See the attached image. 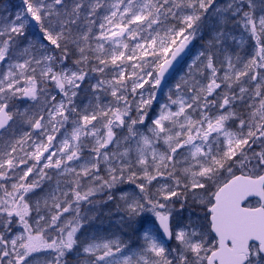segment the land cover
Wrapping results in <instances>:
<instances>
[{"label": "snow or ice", "instance_id": "obj_1", "mask_svg": "<svg viewBox=\"0 0 264 264\" xmlns=\"http://www.w3.org/2000/svg\"><path fill=\"white\" fill-rule=\"evenodd\" d=\"M22 4L23 9L15 13L13 20L0 26V37H6L0 40V62L13 58L18 38L27 39L29 24L38 27L43 39L60 50V56L43 55L42 59H37L30 56V47H35L30 45L21 53L30 58L23 63L10 64L9 71L0 79V130H11L9 121H14V114L8 111V101L19 92L37 102L40 112H17L15 115L47 137V142L42 140L34 144L31 153L24 151L23 156L14 155L17 146L22 145L25 139H31L30 134L25 133L20 140L8 145L10 151L0 155V179L7 177L9 170L26 166L19 182L12 184V191L5 190L6 199H0V213H5L7 217L0 221V225L11 231V218L16 216L23 227V231L12 238L0 232V264H33L41 260L40 254H43L42 264H72L69 256L75 258V264H264V73L253 74L255 69L264 70V0H227L225 3L220 0H117L112 5L115 10L105 16L106 23L99 26L101 32L95 48L88 43V33L73 35V26L77 25L86 6L83 0H50L49 3L22 0ZM97 7L99 4L93 5L91 13ZM170 16L180 21L178 30L169 28L165 37H160L159 32L155 36L149 33L148 37H140L144 43H137L131 48L130 55L119 47L111 50L110 57L107 55L105 42L111 41L128 50L129 44L124 43L122 37L127 34L136 40L145 26L152 29L153 25L162 24ZM87 23L91 25L93 22L89 20ZM241 23L256 40L257 51L244 64V70L236 71L228 42L230 39L235 41L230 26ZM202 28L209 30L210 38L197 60L210 70L209 83L193 86L191 102L170 96L171 104L178 105V110L172 112L166 110L169 105H163L150 125H146V121L156 99L155 92L147 98L140 93L136 117L132 118L127 96L124 95L130 79L122 68L125 61H131L137 55L141 60L147 56L162 60V63H156L155 74L147 73L155 89L161 85L173 60ZM88 32H91V27ZM174 37H182L178 46ZM70 44L76 45L80 55L74 62L77 69L55 71L53 64L57 59L60 63L69 59ZM89 52L93 56H89ZM92 58L99 65L91 69L93 72L103 73L109 61L121 69L112 81L98 80L90 85L95 94L108 84L117 106L105 109L97 103L91 112L88 107L78 111L74 98L87 80L89 73L85 69ZM236 60H240L239 55H236ZM42 61L46 63L39 75L55 84L62 94L59 101L55 96L44 97L41 101L36 68L31 65L40 66ZM225 62L233 74L225 72L222 78L218 77L217 63L223 66ZM132 67L142 69L143 64H133ZM13 69H18L21 75L31 69L33 75L27 77L29 87H14L18 80ZM245 76L256 81L254 97L259 98L258 106L247 105L250 109L247 116L236 110V104L246 103L249 89L240 87L239 93L232 90V83H238ZM146 83L149 80L133 72L131 92L136 94L137 89H143ZM222 84L227 91L219 93L216 90L221 89ZM180 87L177 84V88ZM96 99L98 101L99 97ZM121 102L123 107L119 106ZM187 109L199 110V119H193ZM213 109L223 111H219L218 115H209ZM44 111L47 112V120L41 114ZM180 117L185 121L180 124L182 131L171 134L169 123L177 124ZM98 118L104 121L106 131L103 135L98 134L99 129L93 124ZM230 121L236 125L235 130L229 126ZM69 122L71 131L63 133V139L55 144L57 134ZM138 125H146L151 135L140 133ZM118 128H126L127 135L118 137L115 131ZM89 137L94 141L91 144L87 143ZM132 140L136 141L134 159L131 155ZM161 140L167 145L163 153L154 147V143ZM109 145L114 147L109 148ZM53 148L55 151H52ZM184 148H188L192 163L177 169L175 156L178 150ZM85 149L88 150L87 158L83 156ZM149 151L151 160L148 158ZM45 153L48 155L45 156ZM42 157L45 162L39 169L40 181L53 179L45 169H55L57 177L50 197L52 207L58 211L51 215L50 220L39 215V200L34 209L25 200V195L39 186L40 181H25ZM30 159L37 163L27 166ZM237 172L240 174L237 175ZM164 175L171 178L173 184H165L151 193L149 187L152 181ZM61 176H71V180L64 181L68 185L67 191L60 188ZM85 180L87 186L83 183ZM126 183L135 185L139 194L120 190L117 196V190ZM57 192L60 196L56 195ZM97 194L104 197L103 204L112 201L117 210L124 213L120 217L121 226L130 229L134 235H142L143 244L139 252L132 251L129 244L120 240L96 242L95 237H77V232L84 227L81 221L91 219L81 215L80 205L82 202L95 204L96 201L91 198ZM250 197L257 198L258 206L246 204ZM44 203L47 206V200ZM176 204H179V212L186 207L190 209L189 220L186 224L173 227L171 219L177 211ZM196 206L200 209L199 213ZM33 210L38 217L35 227L28 219ZM70 210L75 213L72 226H58L61 215ZM146 214H151L158 224L154 223L152 227L142 224ZM41 221L45 222L44 225ZM47 228L57 231V235L54 238L49 236ZM168 241H175V247H168Z\"/></svg>", "mask_w": 264, "mask_h": 264}, {"label": "rangeland", "instance_id": "obj_2", "mask_svg": "<svg viewBox=\"0 0 264 264\" xmlns=\"http://www.w3.org/2000/svg\"><path fill=\"white\" fill-rule=\"evenodd\" d=\"M45 3H49L50 0H44ZM71 2V0H70ZM221 3L227 2V0H220ZM86 8L89 9V5L84 3ZM19 0H0V26H3L5 23L13 20L15 18V13L18 11H21L23 8L20 6ZM83 13V10L81 14ZM238 19V18H237ZM82 22V21H80ZM231 28V35L235 37V41L229 40V54L233 57V62L235 63V70L236 71H242L244 70V64L247 63L256 53V40L250 36V34L243 28L242 23L241 24H232L230 26ZM26 35L27 39L18 38L17 40V47L14 48L15 55L12 59L6 60L4 62H0V79H3L4 76L9 71V65L15 64V63H23L24 60L29 59L30 56H35L37 59H42L43 55H51L55 57H59L60 55L56 53L55 46L51 45L50 42L43 39V34L37 30H33L30 28V26L26 29ZM181 41L182 37H178ZM210 38L209 30L207 28H202L200 32L197 33V36L195 39L190 40V42L187 43V47L190 52V56L188 57L187 61L184 63V65L180 68L179 71L176 72L174 77L171 79V81L165 86L163 93L159 99V101L149 109V119L146 121V125L151 124V120L155 119L161 110V107L163 105H169V108L166 110H170L172 112H175L178 110V105L171 104V101L169 100V97L171 96L172 99H178L183 98L185 102H191L190 97L193 95V92L191 89L193 86H206L209 83L208 77H210L211 73L206 71V69L203 67V71H205L207 74L203 76V83L197 84L196 81H199L201 78V68H197V72L194 74L192 73L189 75V71H191V67L194 64L195 60L197 61V56L201 51L204 50L205 45ZM6 39V37H0V40ZM264 39V38H262ZM179 41V43H180ZM178 43V44H179ZM177 44V45H178ZM30 45H34L35 47H30V56L21 55L23 52V49L25 47H29ZM43 45V47H41ZM76 47L75 44H70L69 48ZM77 50V49H76ZM236 55H239L240 60H236ZM46 63V61H42V64L40 66H37L35 64H32V68H36L35 77L37 80V87L40 91L41 95V101H43L44 97H52L55 96L56 100L59 101L62 98V94L59 92V90L56 88L55 84L51 82L50 80H46L40 77V69L43 67V64ZM55 71H61L62 69H66L68 71H74L76 70L73 68L71 64H69V60H65L63 63H60L59 60L53 64ZM217 67L219 69L217 75L218 77H223L225 72H228L230 75L233 74V70L227 68L226 62L223 66H221L219 63H217ZM14 72H16L15 79L18 80V83L14 85L15 88H27L29 87V84L27 83V77L33 75L31 69H28L24 72L23 75L20 74V71L18 69H13ZM144 72L140 71L139 75L143 76L146 80H149V83H146L144 85L143 89H137V93L133 94L131 92V86L129 88V85L131 84V77L127 81L128 88L130 91V98L134 102L133 105H129L131 108L130 115L132 118L136 117V104L140 100V93H143L145 98L148 97V95L151 92H155V89L152 88V81L151 78L147 76L146 68L143 70ZM255 72H261L264 73V70L261 69H255L253 74ZM138 73V72H137ZM187 77L190 78V80H187ZM98 80H104L109 81L103 76H101L99 73L90 72L85 84L82 85L81 89L78 90L77 97L74 98L75 105L78 109V111H82L84 108L88 107L89 112L92 111L93 108L96 107L97 103H99L102 107L107 109V107H116L117 104L115 102V99L111 96V90L109 88L108 84L104 85V89L99 90L95 93L93 97V92L90 88V85L97 83ZM217 82L219 83L220 80L218 79ZM7 82H5L6 85ZM177 84H180L181 87L178 89ZM255 84L256 81H251L249 77H241L240 81L233 82L232 83V90L236 93H239L240 87H245L249 89V93L245 96L246 103L244 105H240L239 102L236 104V110L243 112L245 116H247L250 109L247 107L249 103L255 104L256 106L259 105V98L254 97V91H255ZM219 93H223L224 91H227V89L222 84L221 89L216 90ZM129 95V93H128ZM99 97V100L97 101L96 97ZM249 97H252L251 99ZM15 100V101H14ZM11 101V103H10ZM10 103V111H12L14 114L19 112H40V107L37 105V102L30 100L27 97H23L21 93L17 92L14 97H12L9 101ZM120 107H123V102L119 105ZM193 119H199V110L193 111L192 109L186 110ZM223 111V110H219ZM219 111L216 109H213L209 115H218ZM41 114L45 116V120H47V112L44 111ZM104 121L102 119H99L97 121H93V124L96 125V127L99 129L100 135H103L106 131L103 128ZM181 123H185L184 118L180 117L179 122L175 125H172L169 123V127L172 130L171 134H175L176 132H181L182 129L180 127ZM146 125H138V131L142 133L143 135H151V133L148 131V128ZM229 126L232 128V130L236 129V125L232 124V122H229ZM24 128L26 131H24ZM72 128L71 123L65 125L64 128L61 129V132L57 134L55 144H59V141L63 139V133L70 132ZM117 132L118 137H123L127 135V129H115ZM25 133H29L31 136V139H25V142L22 145L17 146V152L14 153V155L17 156H23L24 151H27L31 153L34 151V144L39 143L40 141L47 142V137L45 135H41V130H37L32 128L29 124H27L25 121L21 119L19 115L15 116L14 124L11 127L10 131H7L6 133L0 135V150L4 146H8L12 143H15L17 140H20L21 137L24 136ZM17 135V137H16ZM4 139V143H3ZM221 139H223L221 137ZM2 140V141H1ZM93 138L89 137L87 140V143L91 144L93 143ZM131 145L133 148L132 152V158L134 159L136 156V141L132 140ZM114 147L113 145H109V148ZM154 147L158 152H165L167 150V145L163 143V141H156L154 143ZM21 148L23 151H21ZM52 151H55V148L52 149ZM121 151H123V147L121 148ZM48 154L45 153V156ZM84 158H87L88 156V150L85 149L83 153ZM148 158L151 160V152L148 153ZM175 160L178 161L177 168L181 169L183 167H186L188 163H192L191 157L189 155L188 148H184L181 150H178V155L175 156ZM44 158H41V162L37 163L34 160H29L27 166H31L34 163H37V167L33 170L32 173L29 174V176L26 178L27 183H31L32 181H40V174L39 169L43 168ZM83 162V161H81ZM75 166V165H73ZM171 170V166L169 167ZM22 170H26L25 165H20L18 168L13 170L15 171V174L17 175L14 181H11L8 184H3V188H0V199H6L4 197L5 190L12 191V184L19 182V176L22 174ZM45 172H47L48 176H52V180H48L45 178L44 180L40 181L39 186L32 189L30 192H28L25 195V200L29 203L30 208L34 209L36 202L40 201V213L39 215H42L45 217L46 220H50L51 215L55 214L58 210L54 207H52V199L50 197V193L53 192V190L56 187V170L55 169H45ZM240 174L239 172H237ZM103 174V173H102ZM227 174H225L226 176ZM10 176V177H11ZM163 176H158L156 180L152 181L149 190L151 193H155L157 189L161 188L163 185L167 184L170 185L169 180H162ZM224 177H221L223 179ZM61 185L60 188L62 190L67 191L68 185L64 183L65 180H71V176H61ZM139 182V181H138ZM87 186V180L83 182ZM86 190V188L84 189ZM120 190L128 192L129 194L137 193L139 194V189L135 187V185L131 184H124L120 186V189L117 190L116 195L119 196ZM214 190V189H213ZM57 196H60V193H56ZM61 200H63V197H60ZM93 201H96L95 204H89L87 202H82L80 205V212L82 216L90 217L91 219H88L87 221H81V223L84 224V227L80 229L79 232H77V237L80 239L84 238H93L95 237L96 242H108V241H115L120 240L124 243L129 244V246L132 248V251L139 252L140 246L143 244L142 235L136 234L134 235L132 231L126 227L121 226L120 224V217L124 215L122 211H118L116 208V204L112 201H109L106 205L102 203L104 197L101 194H97V196L91 198ZM47 200V206H45L44 201ZM250 206H257V201H253L249 204ZM75 217V213L73 211H69L66 213H63L60 217V220L57 222L58 226L70 228L72 226V221ZM151 214H146L142 220L141 223L146 225L147 227L150 226V221L152 219ZM37 213L35 210L31 211L29 219V223L35 227V220L37 219ZM7 218H0V221H4ZM195 219V217H193ZM11 220L13 223L11 224V231H6L2 225H0V232H3L5 235H7L9 238L14 237L15 235L20 234L23 231V227L19 222L18 217H12ZM189 216L183 218L178 217V215L174 218L175 227L179 225H183L188 223ZM44 221H41V224L44 225ZM48 235L51 237H55L57 235V231L47 228ZM140 235V238L137 239V236ZM168 247H175V241H172L171 243H167ZM41 255L40 261H34L33 264H42L43 254ZM68 259L72 261V264H75V258L73 256H69Z\"/></svg>", "mask_w": 264, "mask_h": 264}, {"label": "trees", "instance_id": "obj_3", "mask_svg": "<svg viewBox=\"0 0 264 264\" xmlns=\"http://www.w3.org/2000/svg\"><path fill=\"white\" fill-rule=\"evenodd\" d=\"M83 2L89 5V9L86 7L83 9V13L81 14L80 20L78 21L77 25L73 26V29H72L73 35H74V37H76V36L82 35L83 33H88L90 36V40L88 43L91 45L92 48H95L97 38L99 37L100 32H101V29L99 26L101 23H106V21L104 20V17L109 16L111 14V12L113 10H115L112 8V5L116 4L117 0H83ZM138 2H143V0H138ZM96 4H99V7L96 8L94 13H91L92 6L96 5ZM117 16H119V12L117 13ZM89 20L93 22L91 25H89L87 23V21H89ZM80 21H82V22H80ZM89 27H91L90 33L88 32ZM108 27L111 28L112 30H116L111 25H108ZM180 27H181L180 21L178 19L170 16L167 20H163L162 24L153 25L152 29H147L145 26L144 31H142L138 34L136 40H132L127 34L124 37H122L121 39L123 40V42L129 44L128 50H124L122 48V46L112 44L111 41L105 42V49L107 50V55L110 57L111 50L113 48H117V47H119V50L126 51V55H130L131 54V48H134L137 43H141V44L144 43V41L142 39H140V37H148L149 33H151V35L155 36L157 32H159L160 37H165L169 28H175L178 30ZM174 38L176 39L177 44H178L180 41L179 38L178 37H174ZM82 46L87 47V45H83V44H82ZM70 49H71V52H70V57L68 59L69 64H71L73 66V68L77 69L78 66L74 62L80 58L79 52H78V50H76L77 49L76 47H72ZM55 50H56V53L60 55V50L59 49H55ZM88 54H89V56H93V53H91V52H89ZM201 59H203V58H201ZM161 61L162 60L157 61L152 56L144 57V59L141 60L139 58V55H137L133 60L125 61V63L122 65V68H123V71L125 72V75L128 77H132L133 72H138V73L140 71L144 72L143 70H145V68H146V72H152L153 74H155L156 63L161 62ZM117 63L120 64L119 61ZM133 64H136V65L143 64V68L142 69L140 67L133 68L132 67ZM96 66H99L98 61L96 59L92 58L88 61V64H87L85 70L88 71V73H90V72L94 73V75H96V73H99L101 76H103L107 80L109 79V81H112L113 78L115 76H117L121 70L116 65H112L110 63V61H109V64L105 68L103 73L91 71V69L93 67H96ZM197 68H201V75L202 76L199 79V81H196V82H197V84H201V83H203V76L207 73L205 71H203V64L201 63L200 60H197V61L195 60V63L192 65L191 71H189L188 74L189 75H191L192 73L195 74L197 72ZM206 71L209 72L208 70H206ZM187 80L189 81L190 78L187 77ZM190 82H192V81L190 80ZM196 82H192V83H196ZM130 86H131V84L129 85V88H130ZM129 88H128V91L126 93H124V95L127 96L129 105L134 106L135 104L132 101V99L130 98ZM128 93H129V95H128Z\"/></svg>", "mask_w": 264, "mask_h": 264}, {"label": "flooded vegetation", "instance_id": "obj_4", "mask_svg": "<svg viewBox=\"0 0 264 264\" xmlns=\"http://www.w3.org/2000/svg\"><path fill=\"white\" fill-rule=\"evenodd\" d=\"M19 2H20V0H19ZM20 6H22V8H23V5H22V2H20ZM15 101V100H14ZM9 103V102H8ZM10 103H11V101H10ZM10 103H9V108H10ZM8 108V111H10V109ZM11 113H13L12 111H10ZM14 114V113H13ZM16 114V113H15ZM14 114V120H15V115ZM14 124V121H11L10 122V126L12 127V125ZM24 131H26L25 130V128H24ZM7 131H4V130H2V131H0V133H2V134H4V133H6ZM16 137H17V135H16ZM2 141V140H1ZM3 143H4V139H3ZM10 151V148L8 147V146H4L1 150H0V155H2L5 151ZM178 169V168H177ZM15 170V169H14ZM170 170V169H169ZM13 170H9L8 171V175H7V177H5L4 179H0V185H3L4 183L5 184H8V183H10L11 181H14V179L16 178V176L17 175H13V176H11L12 174H15V171L14 172H12ZM11 176V177H10ZM162 180H169V183L172 185L173 184V181H172V179L171 178H169L167 175H164L163 176V178H162ZM4 197H5V194H4ZM175 208H176V212H174L173 213V216H172V219H171V223H172V225H173V227H175V222H174V218L178 215V217H185V219H186V217L187 216H189V211H190V209L189 208H185L184 209V211L183 212H179V204H176L175 205ZM196 211L199 213L200 212V209H199V207L198 206H196ZM202 214V213H201ZM13 217H16V216H13ZM0 218H7L6 217V214L5 213H0ZM154 223H157V222H155V218L154 217H152V219H151V221H150V226H153V224ZM172 241H170L169 243H171ZM168 243V244H169Z\"/></svg>", "mask_w": 264, "mask_h": 264}, {"label": "water", "instance_id": "obj_5", "mask_svg": "<svg viewBox=\"0 0 264 264\" xmlns=\"http://www.w3.org/2000/svg\"><path fill=\"white\" fill-rule=\"evenodd\" d=\"M29 25H30L33 29H36V28H37V26H35L34 24H29ZM177 46H178V45H177ZM173 50H174V49H173ZM186 56H187V47H185L184 50H183L182 52H180V53L177 55L176 59L173 60L171 66L168 68V71L165 73V75H164V77H163V79H162V81H161V85L155 88V97H156V99L153 101V103H156V102L158 101V99H159V97L161 96V93H162V91H163L165 85L167 84V82L169 81V79L172 77V75L174 74L175 70H176V69L179 67V65L185 60ZM161 63H162V62H161ZM9 123H10V121H9ZM0 131H1V130H0ZM237 175H239V174H237ZM254 198H256V197H250V198L248 199V201H249V200H252V199H254ZM246 202H247V201H246ZM157 224H158V222H157ZM165 239H166V238H165Z\"/></svg>", "mask_w": 264, "mask_h": 264}]
</instances>
